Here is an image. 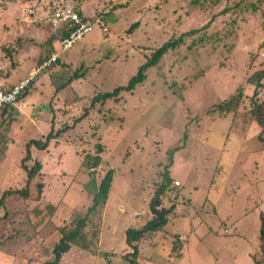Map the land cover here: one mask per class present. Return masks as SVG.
Segmentation results:
<instances>
[{"label":"rangeland","instance_id":"374dc122","mask_svg":"<svg viewBox=\"0 0 264 264\" xmlns=\"http://www.w3.org/2000/svg\"><path fill=\"white\" fill-rule=\"evenodd\" d=\"M63 5L102 17L109 31L95 24L63 50L46 22ZM192 29L200 30L149 67L133 90L93 104ZM56 50L60 59L37 76L24 106L0 111V200L10 189L29 191L0 203V264L51 261L60 229L87 214L109 169L106 203L84 227L87 247L73 243L60 264H129L126 230L153 216L150 202L168 166L172 182L161 207L176 208L163 228L136 242L138 262L264 264V130L252 114L250 82L264 69V0H0V82L25 79ZM239 88V107L220 111ZM254 100L264 104V86ZM50 132L57 134L46 148L30 147L26 166H43L29 182L27 144ZM99 145L101 163L89 167Z\"/></svg>","mask_w":264,"mask_h":264},{"label":"trees","instance_id":"16d2710c","mask_svg":"<svg viewBox=\"0 0 264 264\" xmlns=\"http://www.w3.org/2000/svg\"><path fill=\"white\" fill-rule=\"evenodd\" d=\"M116 8H118V6H116ZM208 24L204 25V27H206ZM199 30L200 29H192L190 31H187V32L181 34L178 38H172V39L168 40L167 42H165L161 47H159L158 49H156L153 52L152 56L149 57L145 63H143L139 67L137 74H135L134 76H132L130 78V80L126 86H124V87L120 86V87L115 88L111 92H104L102 94L95 95L93 98V104L100 99H102L103 102H105L108 98L113 97L114 95L115 96L118 95L121 92V90H124V89L129 90V91L133 90L137 84L143 82L146 79V71L149 67L157 65L169 50L175 49L177 46H179L181 43H183L184 37L186 35H192V34L198 32ZM44 60H46V59H44ZM81 74L82 73H80L78 71L75 72L74 73L75 77L73 79L80 77ZM263 79H264V69L256 72L250 78V82L252 84H255V90H254V93L252 96V99H253L252 100V114L254 115L257 123L264 130V104L254 100L255 97H257V95H258V89L260 87L264 86V83L262 82ZM27 92H28V89L24 93V96L27 95ZM243 95H244V93H243L242 89L239 88L238 92L236 94L231 95L227 99L220 102L218 104L217 108L220 111L227 112V113L234 111L239 107V105L243 99ZM10 108H13V107L6 105L3 107H0V111L2 110V112H5V111L11 112ZM52 132H50L47 135L45 141H42L40 139L39 140L31 139L27 144V154L23 158V165L22 166L27 170L29 182L36 177V175L41 171L42 166H43L39 160L35 161L34 165L30 168H28L26 166L25 160L28 161V160L32 159L30 147L32 145H36L39 148H46L48 146L49 142L51 141V139H53L57 134V133L54 134ZM58 132H60V130ZM178 148L179 147H174L168 151L170 165L173 162V154ZM97 150H98V153H97V155H95L93 157V160L87 161V164H89V167H97L101 163L102 158H101L100 153L102 152V147L99 145L97 147ZM113 175H114V170L109 169L106 172V174L103 176V178L101 179V181L98 185L97 191L94 193V196H93L94 202H93L92 206L88 209L87 214L85 216L78 217V219L76 220L75 226L73 228L68 229V228L62 227L60 229V231L62 233V237L60 238L59 243H57L55 248H54V258L51 261H46L43 264H60L61 259L63 258V254L68 252L71 249V245L73 243H75V244H77L83 248L87 247L86 245H81V242H83L82 240L86 236L85 231H84V227L86 226V223L88 221L89 214L93 210H95L97 206L104 205L106 203V200L108 198V194H109V191L111 188V184L113 181ZM163 177H164L163 181L161 182V184L156 189L155 194L152 197L151 202H150L151 212H152L153 216L146 223H144L142 226H140L138 228L129 227L126 230V242L129 246L132 247V251L130 253L131 258L129 259V264H138L139 263L138 262L139 247H138L136 242H139L142 238L146 237L147 235H149L153 232H156V231L160 230L161 228H163L168 221V214L173 212L174 209L176 208L175 205H171L169 208H162L161 207L162 195L164 194L165 190L167 189V187L172 182V179L170 176V171H169V166H168V170H165ZM38 187H39V191H41L43 189V183H41V182L38 183ZM14 193H21L25 197H28V195H29L28 188L10 189V190L3 192L0 203H3L4 199L8 195H12ZM260 220H261V228H260L261 250H262L263 255H264V213L263 212L260 213ZM176 246L177 245L175 244V247ZM108 264H110V263L108 262Z\"/></svg>","mask_w":264,"mask_h":264},{"label":"built area","instance_id":"2783aa9c","mask_svg":"<svg viewBox=\"0 0 264 264\" xmlns=\"http://www.w3.org/2000/svg\"><path fill=\"white\" fill-rule=\"evenodd\" d=\"M46 22L52 34L59 40L63 50L72 48L87 33L93 30L95 24L99 25L103 33L109 31L107 22L102 17L97 16L95 19H92L81 12L76 5H63L54 8L53 11L47 15ZM58 59H60V55L56 50L52 53L50 58L34 66L29 75L18 83L10 85L7 84L6 81H1L0 107L8 105L17 110L21 109L24 106L22 102L24 93L36 80L37 76L44 69L56 63ZM174 184L180 186L181 182L175 180ZM133 216H136V214Z\"/></svg>","mask_w":264,"mask_h":264},{"label":"crops","instance_id":"0c3cea01","mask_svg":"<svg viewBox=\"0 0 264 264\" xmlns=\"http://www.w3.org/2000/svg\"><path fill=\"white\" fill-rule=\"evenodd\" d=\"M76 6H77V5H76ZM77 8H78L81 12H83L82 9H81L80 7L77 6ZM83 13H84V12H83ZM84 14H85V13H84ZM36 65H37V63H36L35 65H33V66L30 68L29 73L31 72V70L33 69V67L36 66ZM28 75H29V74H28ZM20 80H22V79H19V81H20ZM19 81H18V82H19ZM18 82H12V83H10V84H16V83H18ZM180 186H181V185H180ZM134 215H135V214H134ZM130 216H131V217H135V216H133L132 214H130ZM138 264H140V263H138Z\"/></svg>","mask_w":264,"mask_h":264}]
</instances>
